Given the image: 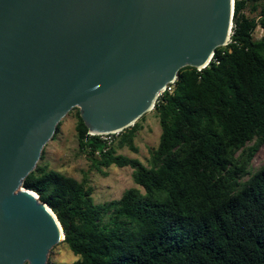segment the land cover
I'll return each mask as SVG.
<instances>
[{"label":"trees","instance_id":"1","mask_svg":"<svg viewBox=\"0 0 264 264\" xmlns=\"http://www.w3.org/2000/svg\"><path fill=\"white\" fill-rule=\"evenodd\" d=\"M232 26L205 69H181L173 92L157 99L161 133L149 166L117 154L137 152L144 116L107 149L70 111L91 168H130L141 190L95 204L87 179L38 162L23 187L51 209L60 244L77 258L59 264H264V165L251 167L264 146V0H235Z\"/></svg>","mask_w":264,"mask_h":264},{"label":"water","instance_id":"2","mask_svg":"<svg viewBox=\"0 0 264 264\" xmlns=\"http://www.w3.org/2000/svg\"><path fill=\"white\" fill-rule=\"evenodd\" d=\"M232 19V0H0V264H48L64 240L23 182L70 111L95 136L133 127Z\"/></svg>","mask_w":264,"mask_h":264},{"label":"rangeland","instance_id":"3","mask_svg":"<svg viewBox=\"0 0 264 264\" xmlns=\"http://www.w3.org/2000/svg\"><path fill=\"white\" fill-rule=\"evenodd\" d=\"M246 13H248L246 11ZM262 34L257 29L255 38L259 39ZM77 119L75 112L68 114L62 121L60 131L55 140H51L44 148V159L39 160L50 170L57 171L77 181L88 180L92 189V198L95 204H103L109 201L118 200L124 191L130 188H138L132 180L130 168L119 169L115 166L103 169V174L97 173L91 168L90 162L85 155L81 154L77 147L75 126ZM141 130L137 133L134 145L137 152L130 151L126 146L117 148V154L128 158L137 159L145 166H149L151 151L159 142L160 126L157 116L153 111L139 121ZM116 144V138H115ZM264 165V146L259 150L251 162L252 171H257ZM141 190V189H140ZM77 258L63 244L54 247L48 256V264L72 263Z\"/></svg>","mask_w":264,"mask_h":264},{"label":"built area","instance_id":"4","mask_svg":"<svg viewBox=\"0 0 264 264\" xmlns=\"http://www.w3.org/2000/svg\"><path fill=\"white\" fill-rule=\"evenodd\" d=\"M234 1H235V0H232V14L234 13ZM232 28H233V26H232V24H231V28H230V37H231V35H232ZM230 37H229V40H228V45H229V43L231 42ZM228 45H227V46H228ZM213 57H214V55H213ZM213 57H212L211 61L213 60ZM174 84H175V83H173V84H171V85H168V86L166 87V89L160 94V96H161L163 93H165V92L171 94V93L173 92ZM160 96H159V97H160ZM88 135H90V136H95V135H92V134H88ZM117 135H118V134H115V135H113V134H111V135H100V136L96 135V136L99 137V139H100V140L106 145V147H107V149H108V148L112 145V143L114 142V138H115V136H117Z\"/></svg>","mask_w":264,"mask_h":264}]
</instances>
